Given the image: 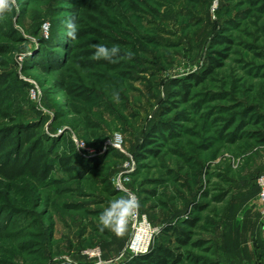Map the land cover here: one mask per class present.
Masks as SVG:
<instances>
[{"label":"rangeland","instance_id":"rangeland-1","mask_svg":"<svg viewBox=\"0 0 264 264\" xmlns=\"http://www.w3.org/2000/svg\"><path fill=\"white\" fill-rule=\"evenodd\" d=\"M62 1L0 13V182L40 196L0 201V264H264V0H64L75 40ZM128 192L137 251L98 227Z\"/></svg>","mask_w":264,"mask_h":264},{"label":"clouds","instance_id":"clouds-1","mask_svg":"<svg viewBox=\"0 0 264 264\" xmlns=\"http://www.w3.org/2000/svg\"><path fill=\"white\" fill-rule=\"evenodd\" d=\"M14 0H0V13L9 10ZM66 35L75 40L77 39L78 25L73 19L65 21ZM93 59L111 60L120 51L118 44L107 45L105 43H96L93 45ZM127 55L131 56V52ZM114 99L119 101V93H113ZM139 208V199L134 193L118 196L110 199L107 205L102 209L98 216V227L100 230L109 229L117 236L123 235L126 231L129 220L137 213Z\"/></svg>","mask_w":264,"mask_h":264},{"label":"trees","instance_id":"trees-1","mask_svg":"<svg viewBox=\"0 0 264 264\" xmlns=\"http://www.w3.org/2000/svg\"><path fill=\"white\" fill-rule=\"evenodd\" d=\"M69 7L70 6L68 4H64V0L62 1V4L57 5L58 10L62 14V17H64L65 19L69 18L72 15L68 12ZM108 42L110 44H116V39L109 38ZM131 51L134 52V49H131ZM125 54L127 55V53ZM209 71H211V67L207 68L205 74ZM249 115L250 114H247V116ZM252 115L253 114H251V117ZM262 125L263 130L255 132V135L261 143H264V121H262ZM16 180L17 178L5 181L3 183L0 182V201L10 198L12 201L19 202L22 205H30L36 203V201H40V196L35 190H33L34 188H27L23 179H18V181ZM7 209L8 208H5V211H8ZM167 230L172 229L170 227H167ZM172 257L178 259L179 255L174 254L168 248H165L160 244H154L152 249L148 253L133 257L131 262L133 264H168V262L172 260Z\"/></svg>","mask_w":264,"mask_h":264},{"label":"built area","instance_id":"built-area-1","mask_svg":"<svg viewBox=\"0 0 264 264\" xmlns=\"http://www.w3.org/2000/svg\"><path fill=\"white\" fill-rule=\"evenodd\" d=\"M256 185H257V196H258L259 200L262 203V208H263V212H264V171L257 175V177H256ZM128 193H131V192H128ZM138 217H139V213H138V210H137V213L130 218L129 223H128V225L131 226V229L133 231L135 230L134 235L136 234V231H137V228H138L136 226V223L138 222ZM133 238H134V236H133ZM132 241H133V239L131 240L130 245H129L130 249H132L134 251H137L138 249L143 247V245H138V246L134 247L132 245Z\"/></svg>","mask_w":264,"mask_h":264},{"label":"bare ground","instance_id":"bare-ground-1","mask_svg":"<svg viewBox=\"0 0 264 264\" xmlns=\"http://www.w3.org/2000/svg\"><path fill=\"white\" fill-rule=\"evenodd\" d=\"M148 237L147 227L144 223L137 228L136 234L134 235L132 245L134 247L138 245H144L146 243V239Z\"/></svg>","mask_w":264,"mask_h":264},{"label":"crops","instance_id":"crops-1","mask_svg":"<svg viewBox=\"0 0 264 264\" xmlns=\"http://www.w3.org/2000/svg\"><path fill=\"white\" fill-rule=\"evenodd\" d=\"M256 188H257V186H256Z\"/></svg>","mask_w":264,"mask_h":264}]
</instances>
